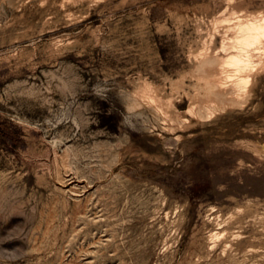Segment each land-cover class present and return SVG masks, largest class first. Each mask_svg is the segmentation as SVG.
<instances>
[{
  "label": "rangeland",
  "instance_id": "374dc122",
  "mask_svg": "<svg viewBox=\"0 0 264 264\" xmlns=\"http://www.w3.org/2000/svg\"><path fill=\"white\" fill-rule=\"evenodd\" d=\"M234 9L264 0H0V264H264V68L188 132L135 92L166 95Z\"/></svg>",
  "mask_w": 264,
  "mask_h": 264
},
{
  "label": "bare ground",
  "instance_id": "6f19581e",
  "mask_svg": "<svg viewBox=\"0 0 264 264\" xmlns=\"http://www.w3.org/2000/svg\"><path fill=\"white\" fill-rule=\"evenodd\" d=\"M234 10H226L225 13L230 16L225 15L222 20L211 18L207 27L204 25L207 22L205 18L199 20L200 36L193 40L194 43L190 44L189 49L193 66L191 70L182 71L177 79L171 81L170 91H165L166 95H162L154 87L156 85L153 86L148 80L142 81L136 87V95L150 106L155 117L164 121L171 131H191L218 112L243 107L249 101L255 75L264 68V11L252 13L242 10L238 13L239 9ZM188 74L195 79V83L186 88ZM182 94L189 101L188 108L183 112L177 105L178 100L182 101ZM137 102L136 100L135 103ZM182 136L183 134H178V139ZM252 202H237L233 210L221 219L222 224L237 218L236 214L250 210L254 205ZM259 205L261 204L255 203L256 210L249 213L254 222L264 227V207L260 210ZM216 206L210 208L215 209ZM221 216L222 213L217 214L216 219ZM228 233L227 229L222 232L212 230L209 237L219 240ZM241 235L237 231L234 236L238 238Z\"/></svg>",
  "mask_w": 264,
  "mask_h": 264
}]
</instances>
